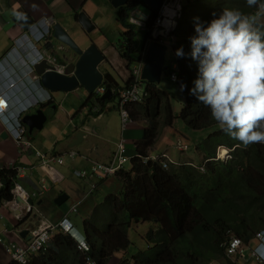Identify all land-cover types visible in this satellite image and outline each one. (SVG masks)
<instances>
[{"label": "trees", "instance_id": "1", "mask_svg": "<svg viewBox=\"0 0 264 264\" xmlns=\"http://www.w3.org/2000/svg\"><path fill=\"white\" fill-rule=\"evenodd\" d=\"M136 7V0H131L118 9L116 18L123 37L121 57L129 67L142 53L136 40V26L130 21ZM224 7L237 8L249 15L260 13L257 6L249 7L246 0H186L183 3L171 45L175 53L183 46L185 53L182 58L176 56L177 85L185 103L177 115L171 96L158 85L146 82L145 100L128 106L131 118L145 124L144 135L136 143L131 169H122L116 175L123 183V193L108 195L107 200L114 202L107 201L106 206L102 205L100 216L95 217L100 205L93 217L84 221L89 231V251L78 249L70 236L56 234L47 250L28 264H87V259L110 264L113 257H118L121 264H238L233 262L237 257L227 256L229 239L235 236L245 246L254 245L256 234L264 230V144L244 147L220 128L208 107L190 95L198 71L197 62L190 56V37L196 34L195 18L209 22L213 13L219 14ZM155 19L156 14L146 23L147 37ZM257 23L264 25L258 20ZM45 47L50 49L51 45ZM171 73L169 70L168 75ZM104 84L111 92L123 87L110 73H105ZM185 84L186 89L182 88ZM111 95L110 100L96 98L106 107L114 102L115 94ZM103 113L102 109L95 117ZM177 118L192 130L217 127L197 145L205 154L206 164L182 162L164 168V158L152 159L163 154L158 141L166 128H174ZM219 146L231 150L230 160H215ZM18 181L16 168H0V206L13 199L12 189ZM103 214L110 217L109 221L103 220ZM145 222L152 224L144 235L146 246L131 252L129 230Z\"/></svg>", "mask_w": 264, "mask_h": 264}, {"label": "crops", "instance_id": "2", "mask_svg": "<svg viewBox=\"0 0 264 264\" xmlns=\"http://www.w3.org/2000/svg\"><path fill=\"white\" fill-rule=\"evenodd\" d=\"M183 1L185 2L186 0ZM136 2L138 6L139 0ZM170 2L171 0H165L164 4L168 5ZM119 8H114L108 0H0V61L8 56V53L15 46V41L20 39L33 24L50 17L54 19L55 23H60L83 48H87L91 44L89 39L93 33L87 34L78 24V13L82 11L86 12L96 26L93 30L96 33L102 30L101 23L105 17L113 16V19L117 23L116 18ZM142 16V14H139L136 17L132 12L130 21L135 24L136 32L139 28L143 35H145V40H147L145 34L147 26L140 19ZM169 22L172 23L168 20V24H170ZM103 29H105V26ZM157 36L160 37L161 41H166V38L160 32ZM145 42L142 45L143 47ZM97 44L100 46L99 42ZM50 49L42 48V54L50 55ZM52 50L58 56L59 63H64L61 58L64 52H58L56 49ZM65 52L69 54V61H74L77 58L68 48H66ZM103 52L107 60L100 65V70L104 74L111 73L120 82V85L124 86L131 77L128 65L125 72L120 71L118 69L119 62L116 67L109 56V49H104ZM9 56L7 64L0 66V94L9 97L11 101L10 111L19 113L28 110L24 113L26 115L33 114L37 109L43 108L46 111L48 120L42 130H34L33 134L29 135L33 147L24 149L18 147L5 121L0 118V134L3 132H7L8 134L6 139L0 138V167L20 166L23 169V174L19 175L20 182L30 194L42 189L43 186H46L45 190L47 191L42 195L35 196L32 214L29 217V221L23 226L18 227L19 217L28 215L27 206L23 203H21L19 209L10 207L6 203L0 206V264H8L12 261L11 255L6 249L7 246L25 243V239L21 237L22 230L32 225H39L40 222L44 224L50 223L49 221L51 220L59 221L64 218L66 213H69L70 220L72 217L80 218V216H83V229L75 225L72 220L71 222L80 232L89 234V231L85 228L84 221L93 217L95 210L104 199V191H106L107 195H115L113 193H118L120 189L118 185L115 187L111 183L112 180H105L98 184L95 192L89 194L92 181L88 179L82 180L74 174L76 171H85L92 167L93 161L100 163H109L111 161L120 140L118 135L117 137H113L112 133L106 129H101L100 133L97 134L92 130L91 124L99 121L108 109L115 110V107L112 105L116 104L114 102L112 104L108 103L106 107L102 108L104 113L95 117L97 113L92 111V107L96 102L95 100L93 102L92 100L90 101V95L83 87L68 93L55 92L53 94L34 81L35 73L32 70V64L39 61L40 58L32 45H23L17 54L13 51ZM121 59L124 60L123 58ZM12 77H18L22 82L18 84L17 88L10 91L9 78ZM23 78L28 80L25 81ZM59 93H62V95ZM39 103L43 104V106ZM94 107L100 109L99 104ZM90 109L92 112H89ZM174 111L176 114L178 113L176 110ZM117 112L119 113L118 110ZM49 119L50 126L47 127L46 124ZM118 127L117 122V133ZM144 128L145 125L143 123L134 122L122 134L127 139L136 141L133 147L132 145L128 146L132 147V149L128 148V153L134 150L131 157L136 155V143L142 140L141 130H144ZM165 131H163L162 136L165 134ZM81 133L83 137L80 136ZM177 135H180V133H177ZM163 140L166 141L165 138ZM174 141L176 149L178 148V144L183 142L180 136H177ZM165 150L166 148L164 147L163 154L169 157V153ZM37 151L63 160L61 164L52 163L49 165L51 174L54 173L58 177L57 181H52L46 176L43 169L39 167V164L42 162L37 157ZM71 151L76 152L74 157L70 155ZM102 185L103 188L99 191ZM61 195L67 197H65L61 205H58L55 203V200ZM75 204L79 205L78 211L76 214H72L69 211ZM54 205L59 206L58 208L68 205L69 210L65 211L63 208L62 215L52 217L50 216L52 210H49V208ZM22 208L26 211L23 212ZM102 218L106 221L110 219L106 214H103ZM246 255L247 258L233 262L238 264H257L256 259L251 256L250 251L246 252ZM213 264L221 263L215 262Z\"/></svg>", "mask_w": 264, "mask_h": 264}, {"label": "clouds", "instance_id": "3", "mask_svg": "<svg viewBox=\"0 0 264 264\" xmlns=\"http://www.w3.org/2000/svg\"><path fill=\"white\" fill-rule=\"evenodd\" d=\"M177 3L180 5V9L177 8L176 10V7L168 8L166 10L165 15H163V18H162L164 20V23L161 25H157V20L162 15L163 9L165 8V6H167V4L163 3L161 9L157 13L153 14V15L156 14L154 26H157V28H154L152 29V31H150V36L147 37L144 47H139L142 51L141 55H139L140 56L139 60L135 62L133 65H131L130 67L128 66L130 76H131L128 81L131 83L129 84V86L124 85L122 88L119 87L115 90H112L111 94H115V101H118L117 104L116 102L114 103L116 104L118 111L120 113H121L120 94H119L120 90H128V89H131L133 86L138 85L140 95L142 97V101L137 102V103H133V102L128 103L126 105V109L128 111H129L128 109L129 105L139 104L145 100L147 96V92L145 90L142 93V89H143L142 87L144 83L146 84V81L143 80L142 78V72H143L144 64L146 62V46H148V44L151 43V40H157L161 45L164 46L165 42L161 41L160 37L157 36L159 32L163 37L166 38V41L172 42L175 40L173 31L175 30L177 26V19L181 16L182 6H183L181 4V0H177ZM246 3L249 7L257 6L260 12H264V3L259 2V0H246ZM136 10H137V7L133 11L134 15H135ZM80 13H78V16ZM258 15H249V14L242 12L240 9H237V8L224 7L220 11L219 14L213 13V18L209 22H202L200 21L198 17L195 18L196 19V23H195V33L196 34L190 37L191 48H192L190 56L193 60L197 62V68H198L197 77L193 81L194 86L190 90V95L195 96L199 103L208 107L210 109L212 119L215 120L219 124L220 128L227 135L241 142V144L244 147H248L249 145L256 144V143L264 144V25H259L257 23ZM149 19H147L144 22L147 23ZM167 20H171L172 22L171 26H168L166 24ZM48 21L49 23H47ZM55 24L57 23H55L54 19L51 17L39 20L37 23L33 24L29 28V30L20 37V39H17L15 41V46L13 47L11 52L15 51V54H17L19 52V49L23 45L30 44L32 45L33 49L38 53L40 60L44 58H48V60L52 63H55V62L59 63V58L55 54V51L52 49H56L58 50V52H61V53L64 52V54L66 52L61 51L58 48L53 46V41H54L53 40V27L55 26ZM167 29H169V33H167ZM91 33H87V34H91ZM152 33H154V35H152ZM89 40L91 43V39ZM47 44L51 45V49H50L51 54L43 55L42 48L43 49L46 48L45 45ZM66 48L67 47H65V49ZM10 53H8V56L6 58L0 61V66H5L7 64V58L10 57L9 56ZM175 54L177 57H181V58L184 57L185 53H184L183 46L177 49ZM64 56L65 55L62 54L61 58L63 59ZM106 60H107V57L104 62H106ZM39 61H36L34 64H32L33 72H34V65ZM135 70L138 71V73L135 74L134 73ZM172 73H176L177 75L176 81H173L171 79ZM172 73L169 75L170 80L173 83H177L178 82V67L176 64L174 65V69H172ZM23 79L25 81L28 80L25 78ZM34 81H36L38 84L42 86V84L39 82L38 78L36 77V74L34 77ZM21 82L22 81L18 77L9 78L10 91L12 89L17 88L18 84ZM104 83H105V74H104ZM104 83L99 85L93 94L89 93L90 95L89 98H91V95H92V98H91L92 102L94 100L96 102V103L94 102L95 103L94 106H96L97 104H100V102L98 101L96 97H99L101 99L102 96L108 90ZM100 87L105 88L106 91L104 94L97 93V90ZM182 88L186 89L187 85L186 84L182 85ZM47 91L49 92V90ZM51 93H55V92L51 91ZM0 95L5 99L7 106H8L5 113L0 115V118H2L5 121L6 126L10 130L12 137H13V133H12V128H11V123H15V121L19 118H21L22 122L24 123V118L26 116L33 115L38 110H42L46 114V111L43 108L37 109V111L33 114H26V115L24 113H26L28 110H24L19 113L11 112L10 111L11 101L9 97L4 94H0ZM110 99H107V100H110ZM40 105L43 106V104H40ZM94 106L92 107L94 113H99L103 108L102 107L99 109V108H95ZM178 114L179 112L177 113V115ZM177 119H180V118H177ZM177 119H175V121ZM134 122L136 121L132 119L131 124H133ZM131 124H129V126ZM24 125L28 128L27 129L28 130V142L31 144L29 148H24V149H30L33 147V145H32L31 140L29 139V135L33 134V132L32 133L30 132L29 127L25 123ZM169 129H174V128L171 127ZM181 136L184 137V135H181ZM184 138H182L183 142H180L178 144L177 149L179 151L187 150V145L189 144V142L188 140L186 142L187 137H184ZM13 140H14V137H13ZM218 148L225 149L227 151L228 158L224 160L223 158L220 157L219 151L217 152L216 150L215 160H221V161L223 160L224 162H226L232 158L231 152H230L231 150H229L225 146H219ZM37 152H40V151H37ZM72 154L74 155L72 156ZM70 155L74 157L76 155V152L71 151ZM47 157L54 159V161H51L50 164L59 163V159L62 160L61 158L54 157V156H47ZM169 157L171 158L170 155ZM169 157L166 154H162L156 157H152V159L160 160L161 158H164L165 159L164 164H163L164 168H168L169 164H172V163L174 164L181 163V162H176V161L174 162L172 158L170 159ZM131 159L132 157L129 159L130 168H126V164L128 163L127 162L122 169H125L127 171L131 169ZM206 162L207 161H205L204 164H206ZM62 163H63V160H62ZM95 163H100V162L93 161L92 167ZM109 163H102V164H109ZM39 167L42 168L41 164H39ZM92 167L88 168L87 170L91 171ZM0 168H3V167H0ZM7 168H16L18 170L19 175H21V173L23 172V169L18 165H13ZM43 171L45 172L46 176L49 177L52 181L58 180V177H56L54 173L51 174L49 170V166L46 167V169H43ZM201 171L204 172L203 166L201 167ZM117 173L115 175L106 177L104 179H98V180L84 178L86 180L88 179L92 181V187H91V191L89 194H92L93 192L97 190L98 184L100 182L109 180L110 178L116 176ZM17 184H19L24 189L23 185L20 182V178H19V181L16 182L15 187ZM1 187H2V182H0V188ZM15 187L12 189L13 199L5 203L8 204L10 207H13L16 209H19V207L21 206V203L27 206L28 215L19 217V222L21 220L23 221L25 220L20 225V226H23V225H26L27 221H29V217L33 211L32 208H34L33 207L34 203L33 205L29 204V199L32 198L34 201L35 196L42 195L47 190H45L46 186H43L42 189H39L36 192H33V194H30L24 189L25 193L28 196L25 194V197H22V196L15 197L14 191H13ZM123 191H124V188L122 186L118 193H113V194L119 195V194H122ZM40 192H42V194H40ZM18 198L21 201H19ZM15 199L17 201L16 204L14 203ZM78 206H79L78 204L73 205L70 208L69 212H77ZM22 210L23 212L26 211L24 208H22ZM64 218H67L70 224L72 225L73 227L72 232L66 234L63 231L57 230L52 235L50 242L56 234L62 233L63 235L70 236L76 242L78 249H80L81 244H85L88 250H84V249H80V250L82 252H88L90 249V246L87 242L88 241L87 233L86 232L82 233L79 231V229L71 222L69 218V213H66L64 215ZM63 219H61V221ZM61 221H59L58 223H54V224L53 223L43 224L42 222H40L39 225H32L28 227L27 229L22 230L21 233L23 231H28L27 238L30 236V239H31V235L29 231L30 228L41 227L46 224L58 225ZM135 226L137 227L138 224L133 225V228H135ZM259 234H262V238L258 236ZM27 238H24L25 243L30 240V239L28 240ZM25 243L22 245H18V246H23L25 245ZM49 244H48V247H49ZM230 249H235V252L232 254L229 253ZM226 250H227L228 257H232V256L237 257V259H233L235 262H237L238 260H243L247 258L246 252L250 251L251 256L256 259L257 264H264V230L256 234L255 243L253 246H245L243 241L240 238L232 236L229 239ZM45 251H42V252H45ZM35 256H32V258H34ZM11 258H12V255H11ZM12 261H15V260L12 258ZM87 264H97V262H92L91 260L87 259Z\"/></svg>", "mask_w": 264, "mask_h": 264}, {"label": "water", "instance_id": "4", "mask_svg": "<svg viewBox=\"0 0 264 264\" xmlns=\"http://www.w3.org/2000/svg\"><path fill=\"white\" fill-rule=\"evenodd\" d=\"M114 8L126 6L130 0H108ZM138 1V0H136ZM165 0H139L136 10V17L142 14L143 21L151 18L157 13ZM78 22L87 33H91L95 29V25L91 18L81 12L78 16ZM53 46L61 51H65V47L72 50L77 58L69 61L68 52L63 57L64 63H52L48 58H44L34 65V72L42 86L52 92H72L83 87L88 93L93 94L96 88L104 83V73L100 70V65L105 61L106 57L103 51L95 43H91L87 48H83L65 28L57 23L53 27ZM148 42V41H147ZM165 52L166 49L157 40H151L146 46V62L143 67L142 78L146 82L159 84L162 74L165 70ZM111 98V91L102 96V100ZM48 117L42 110H38L35 114L26 116L24 123L29 127L30 132L34 130H42ZM83 137V134L81 135ZM7 133L0 134V138L6 139ZM65 195L59 196L55 203L61 205L65 199ZM19 201H21L18 198ZM32 198L29 204L33 205ZM28 231L21 233L22 238H27ZM30 239V236L27 238Z\"/></svg>", "mask_w": 264, "mask_h": 264}, {"label": "rangeland", "instance_id": "5", "mask_svg": "<svg viewBox=\"0 0 264 264\" xmlns=\"http://www.w3.org/2000/svg\"><path fill=\"white\" fill-rule=\"evenodd\" d=\"M184 1L181 0V4L183 5ZM257 20H259L262 24H264V12H260V14L257 16ZM101 28L102 30L94 33V31L92 32V36H90V39H92V42L95 43L98 46V42L100 44L99 48L104 50V49H109V56L111 57V59L113 60V62L115 63L116 67L118 64V69L122 72H125L126 67H127V63L125 60H122L121 58V51L123 50V37L121 36V29L119 28L118 24L115 22V20L113 19V16H108L105 17L103 22L101 23ZM105 26V29H103V27ZM154 28H157V26H154ZM138 31L136 32L137 34V43L140 46L143 45V43L146 41L145 40V35H143V33L140 31V29H137ZM100 39V40H99ZM143 39V40H140ZM113 46V47H112ZM164 46L166 47V52H165V71L162 74V78L160 83L158 84V87L162 90H165L172 99V103L174 105V108H176L175 110L177 112H180V109L182 107V105L185 103V97L182 94L181 90L179 89L177 83H173L170 80V76L168 75V71L174 69V65L176 64V54L175 51L172 48L171 42L169 41H165ZM143 47V46H142ZM121 60V61H120ZM142 93L146 90V84H143L142 87ZM60 95H62V93H59ZM116 104L118 103V101H115ZM110 104H112V102H110ZM113 107H116V105H112ZM99 107L102 108L103 105L99 104ZM54 110V109H52ZM107 110V109H106ZM50 112V111H49ZM89 112H92L91 109ZM120 114V115H119ZM93 117V116H92ZM118 122V133L116 131V125ZM140 123V122H139ZM92 130L95 133H100L101 129H106L107 131H110L113 135V137H117L121 139L122 136V117H121V113L117 112V109L115 108V110H109L106 111L102 117L100 118L99 121H97L96 123H92ZM46 126H50V119L48 121V123L46 124ZM143 127V126H141ZM217 127H213V128H208V129H203V130H192L190 128H187L184 125V122L181 119H177L175 124H174V129L175 130H171V129H167L165 131V134L161 137V139L158 141V148L160 150H163V148H166V152L169 153V155L171 156L172 160L175 162H188V163H193L194 165L196 164H201V162L203 161L205 163L204 157L205 154L202 153V150L197 146L200 142L204 141ZM180 133V135H177V132ZM171 132H175V133H171ZM171 133V134H170ZM173 134V135H172ZM184 135V137H187L189 144L187 145V150L186 151H179L178 149L175 148V141L174 139H176V136H181ZM141 136H143V129L141 130ZM175 136V137H174ZM126 137V136H125ZM182 137V136H181ZM182 137V138H184ZM163 138L166 139V141L163 140ZM126 139V146L127 149H132V147L134 146V142H136L135 140H130ZM185 139V138H184ZM204 139V140H203ZM166 144V145H165ZM129 145H132V147H128ZM165 145V146H164ZM184 145V143H183ZM223 150L224 149H220L217 148V152L219 151V155L221 158H223L224 160L226 158H228L227 153L223 154ZM134 150H132L131 153H128L127 155L129 156V158H131V154L133 153ZM223 161V160H222ZM130 166V160L128 161V163L126 164V168H128ZM109 180H112V184L115 185V187H118L121 189L123 183L121 182V180L117 177L114 176L112 178H110ZM103 188V185L100 187L99 191ZM119 189V190H120ZM104 199L101 201V206L99 207L100 209L97 211V214L95 217H98V215L101 213V208L102 205L106 206L107 205V194L106 191H104ZM108 202H114L113 200H110ZM59 206L54 205L51 206L49 208V210H52L50 216L52 217H57L59 215H62L63 213V208L65 209V211L69 210L68 205H65L64 207L58 208ZM48 210V211H49ZM77 212H72V214H76ZM82 217V218H81ZM72 222L77 225L78 227H80L81 229H83V216H80V218H76V217H72L71 218ZM61 221V220H59ZM56 220H51L49 221L50 223H56L59 222ZM152 224L145 222V223H139L138 226L135 228H131L129 230V235L132 241V248H131V252L134 251H138L139 249H143L146 246V243L144 241V235L146 234V232L151 228ZM110 264H121L120 260L118 258L113 257L110 261Z\"/></svg>", "mask_w": 264, "mask_h": 264}, {"label": "built area", "instance_id": "6", "mask_svg": "<svg viewBox=\"0 0 264 264\" xmlns=\"http://www.w3.org/2000/svg\"><path fill=\"white\" fill-rule=\"evenodd\" d=\"M177 0H171L170 4L165 6L163 9L162 15L157 20V25H161L164 23L163 15H165L166 10L168 8H177L180 9V5L177 3ZM176 5V6H175ZM178 6V7H177ZM177 13V12H176ZM49 23V21L47 22ZM36 27V26H35ZM167 33H169V29H167ZM134 73H138V71H134ZM171 79L173 81L177 80L176 73H172ZM105 88L100 87L97 90V93L104 94ZM120 111H121V117H122V134L126 132L129 124L132 123V119L130 116L129 111L126 109V105L128 103H137L142 101V97L140 95V91L138 88V85L133 86L131 89L128 90H120ZM7 103L5 99L0 95V115L4 114L7 110ZM12 133L14 140L18 144V146L22 148H29L31 144L28 142V128L24 125L21 118L17 119L15 123H11ZM126 139L124 135L121 136V139L119 140L117 144V148L115 150V153L112 156V159L109 164H102V163H95L91 169V171L85 170V171H76L75 174L77 177L84 179H104L106 177L115 175L118 171H120L125 164L129 161V156L127 155L128 149L126 146ZM74 154H72L73 156ZM37 156L41 159V167L43 169H46V167L49 166L51 161H54V159L48 158L47 156L43 155L40 152H37ZM59 163H62V160L59 159ZM14 191L15 197L22 196L25 197V191L24 189L17 184ZM39 194V193H38ZM42 194V192H40ZM27 195V194H26ZM28 196V195H27ZM16 199L14 200V203L16 204ZM60 230L64 233L68 234L71 233L73 230L72 225L68 221L67 218H64L58 225H51L46 224L41 227H32L29 229L31 239L25 243L23 246H18L15 244H11L7 246V251L12 255V258L21 263V264H28L32 258V256H35L42 251L47 250L48 244L50 242V239L52 235L55 233V231ZM260 238H262V234L258 235ZM80 249L88 250L85 244L80 245ZM235 249H230L229 253H234ZM261 261V260H260Z\"/></svg>", "mask_w": 264, "mask_h": 264}, {"label": "bare ground", "instance_id": "7", "mask_svg": "<svg viewBox=\"0 0 264 264\" xmlns=\"http://www.w3.org/2000/svg\"><path fill=\"white\" fill-rule=\"evenodd\" d=\"M168 14H169V12H168ZM169 21H171V20H169ZM170 23V22H169ZM166 24L168 25V26H171V24L172 23H170V24H168V20L166 21ZM54 94V93H53ZM92 111H93V108H92ZM227 153V151L224 149L223 150V154H226Z\"/></svg>", "mask_w": 264, "mask_h": 264}, {"label": "flooded vegetation", "instance_id": "8", "mask_svg": "<svg viewBox=\"0 0 264 264\" xmlns=\"http://www.w3.org/2000/svg\"><path fill=\"white\" fill-rule=\"evenodd\" d=\"M91 43H92V39H91Z\"/></svg>", "mask_w": 264, "mask_h": 264}]
</instances>
